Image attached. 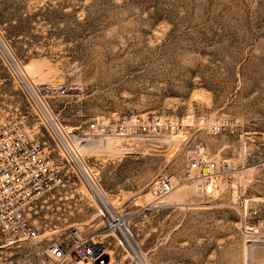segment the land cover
<instances>
[{
    "label": "rangeland",
    "instance_id": "1",
    "mask_svg": "<svg viewBox=\"0 0 264 264\" xmlns=\"http://www.w3.org/2000/svg\"><path fill=\"white\" fill-rule=\"evenodd\" d=\"M0 31L24 66L36 63V83L77 87L50 99L67 127L88 133L98 116L131 113L193 117L192 128L172 132L179 137H126L115 151L79 146L149 264H264L253 251L264 250V235L247 232L264 225V0H0ZM202 117L220 120V131L199 129ZM12 119L47 147L63 183L28 209L39 240L0 233V264H53L46 246L67 242L73 227L105 241L110 264H141L106 228L100 203L0 57V129ZM201 135L230 162L215 190L184 178ZM157 176L196 187L182 201H151Z\"/></svg>",
    "mask_w": 264,
    "mask_h": 264
},
{
    "label": "built area",
    "instance_id": "2",
    "mask_svg": "<svg viewBox=\"0 0 264 264\" xmlns=\"http://www.w3.org/2000/svg\"><path fill=\"white\" fill-rule=\"evenodd\" d=\"M0 57L30 102L40 124L55 140L65 154L67 162L95 199L96 197L100 199L102 190L107 191L89 161L82 154L76 155L75 152H71L73 148L79 151V146L90 137L89 135L100 138L110 135L128 138L172 136L175 129L181 131L194 125L191 123L193 117L191 120L187 118L179 120L158 114L131 113L117 119L98 116L89 123L88 133L74 128L69 129L51 107L50 99L68 94L70 86L62 83L34 82L1 31ZM211 120L202 117L199 129L220 131L221 121ZM229 167L228 160L217 159L209 152L201 135L194 140L189 150L183 174L187 180H200L198 186L204 189L212 176ZM62 183L61 167L51 157L47 147L30 135L21 120L4 121L0 129V233L12 242L39 240L40 228L30 218L28 209L48 191ZM149 186L154 195L153 201H159L175 188V183L171 178L157 176ZM253 210L255 212V207ZM100 212L110 233L121 236L128 243V235L131 236L132 232L114 203L106 205L101 201ZM247 232L253 236L264 235V225H253ZM46 251L53 264H62L68 259H72L75 264H110L112 261L111 251L105 241L96 239L79 227L70 230L67 242H50L46 246Z\"/></svg>",
    "mask_w": 264,
    "mask_h": 264
},
{
    "label": "bare ground",
    "instance_id": "3",
    "mask_svg": "<svg viewBox=\"0 0 264 264\" xmlns=\"http://www.w3.org/2000/svg\"><path fill=\"white\" fill-rule=\"evenodd\" d=\"M22 67L29 72L30 77L33 79L34 82H37V81H40V80L43 79V76L40 75L41 74V71L37 67L36 63H27L25 66L22 65ZM73 87L70 86L71 89H73ZM74 88H77V87H74ZM187 119L190 120L189 117H187ZM69 129H72V127H69ZM181 131H183V129ZM179 133H180V131H179ZM179 133L178 134H176V133L173 134V137H179ZM180 134H182V133H180ZM123 138H126V137H123V136H114V135L106 136V137H104L102 139H93V138H89L88 137L86 141H84V142L81 143V149H83V150H90V151L92 150V152L93 151H97L98 149H100V150L101 149H104L106 151H115L116 146L118 145L119 142L122 141ZM73 149H71V152L72 153L75 152L76 155H77V153L79 155L81 154L80 153V149H79V151H78V149L77 150L75 148H73ZM83 150H81V151H83ZM172 178H173L172 180H174V182H176L175 179H174V177H172ZM195 185L194 184H187V183H185V184H182V185H180L178 187L175 186L176 188H174L167 195L163 196V198L160 199V201H164V202H172L174 200H181L182 201V200H184L189 195V193L192 192L193 189H195L194 188V187H196ZM217 187H218V179H217L216 176H212L208 180V189L210 188L212 190H215ZM208 189H207V191H208ZM146 197L148 199H150L151 201L154 200V195H153V193L151 191H148L146 193ZM96 198H97V200L99 201L100 204H101V201L104 202L106 205H111V203H113V201H112L111 197L109 196V194L107 192H105L104 190L101 191V195H100L101 201H100V199L98 197H96ZM128 243L131 246V248H133V250L135 252H137V254H138V256H137L138 257L137 258L138 261H140L141 264H149L148 261L144 258V256L141 254V252L137 248L138 246H136V243L133 240V237H131L130 235H128ZM247 243H248V241H247ZM248 245H250V243L247 244V246ZM256 246L257 245H255V247ZM245 247H246V245H245ZM251 247H253V245ZM253 251H254V255L256 257L262 258V259L264 258V250L263 249H259L257 247V249L255 248ZM247 253H249V252H247ZM247 256H249V255H247ZM257 260H259V259H257ZM248 264H250V263H248ZM251 264H253V263H251Z\"/></svg>",
    "mask_w": 264,
    "mask_h": 264
}]
</instances>
